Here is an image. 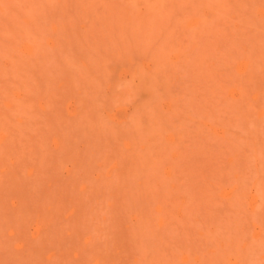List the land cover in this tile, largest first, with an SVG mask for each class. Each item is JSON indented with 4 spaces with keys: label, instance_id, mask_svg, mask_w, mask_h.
I'll return each mask as SVG.
<instances>
[{
    "label": "rangeland",
    "instance_id": "374dc122",
    "mask_svg": "<svg viewBox=\"0 0 264 264\" xmlns=\"http://www.w3.org/2000/svg\"><path fill=\"white\" fill-rule=\"evenodd\" d=\"M0 264H264V0H0Z\"/></svg>",
    "mask_w": 264,
    "mask_h": 264
}]
</instances>
